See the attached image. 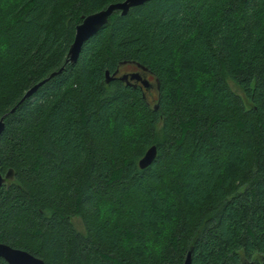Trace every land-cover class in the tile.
Segmentation results:
<instances>
[{"label": "trees", "instance_id": "trees-1", "mask_svg": "<svg viewBox=\"0 0 264 264\" xmlns=\"http://www.w3.org/2000/svg\"><path fill=\"white\" fill-rule=\"evenodd\" d=\"M120 1L0 0V242L46 264H264V0H149L67 61L81 16ZM133 63L153 103L106 81Z\"/></svg>", "mask_w": 264, "mask_h": 264}, {"label": "water", "instance_id": "water-1", "mask_svg": "<svg viewBox=\"0 0 264 264\" xmlns=\"http://www.w3.org/2000/svg\"><path fill=\"white\" fill-rule=\"evenodd\" d=\"M149 0H123L120 2L110 3L104 9L96 11L94 13L88 14L86 16H81V22L75 28V34L73 41L67 52V61L71 63L75 62L78 58L80 48L82 44L91 36L96 34L107 22L109 17L115 12L120 11V14H126L131 7L141 5ZM137 68L142 71H147L145 67L138 63H133ZM119 72V68L112 74L108 71L105 72L106 81H110L112 78L117 77L118 79L130 84V80L140 81L144 87H148L150 81L146 77H142L140 72L135 71L130 74H123L116 76ZM42 82H39L30 90L27 91L24 97H27L31 92H33ZM13 111V110H11ZM3 116L0 118V133L3 130ZM156 146H150L143 156L138 161L140 168H145L153 162L156 156ZM14 178V174L11 168H9L5 174L0 172V186L3 184L8 185L10 181ZM0 258L5 260L7 264H46L41 258L34 256L33 254L20 249L9 246L8 244L0 242ZM183 264H191V250L188 251Z\"/></svg>", "mask_w": 264, "mask_h": 264}, {"label": "flooded vegetation", "instance_id": "flooded-vegetation-1", "mask_svg": "<svg viewBox=\"0 0 264 264\" xmlns=\"http://www.w3.org/2000/svg\"><path fill=\"white\" fill-rule=\"evenodd\" d=\"M128 66L130 68L127 69V70H124V67H128ZM124 67H121L119 69V72L117 73L116 76H120V75H123V74H130V73H133L135 71L140 72V74L142 75V77H146L148 79V81H150V84L148 85V87H144L140 83V81H136L134 79L133 80H130L129 77H128L129 83L132 84L133 86L140 87V89L143 91L144 96L147 97L148 99L149 98H151L152 100L153 99H156V93H155V91H153V89H155V82H154L153 76L149 72H144V71L140 70L139 68L134 67L133 65H125Z\"/></svg>", "mask_w": 264, "mask_h": 264}, {"label": "rangeland", "instance_id": "rangeland-1", "mask_svg": "<svg viewBox=\"0 0 264 264\" xmlns=\"http://www.w3.org/2000/svg\"><path fill=\"white\" fill-rule=\"evenodd\" d=\"M129 68H130L129 66L128 67H124V70H127ZM229 85L232 88V90H234L236 93L242 95V92L237 88V86L232 81H229ZM153 91H155V89H153ZM149 99L151 100V103L154 102V101H152L151 98H149ZM72 221H73V225H74L75 229L78 230V231L83 232V225H82L81 220L78 217H74L72 219Z\"/></svg>", "mask_w": 264, "mask_h": 264}]
</instances>
